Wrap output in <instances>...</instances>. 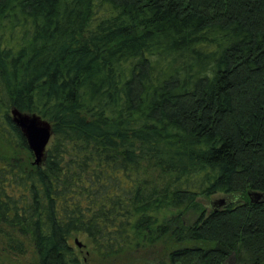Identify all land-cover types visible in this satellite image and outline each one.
Here are the masks:
<instances>
[{"label":"trees","instance_id":"obj_1","mask_svg":"<svg viewBox=\"0 0 264 264\" xmlns=\"http://www.w3.org/2000/svg\"><path fill=\"white\" fill-rule=\"evenodd\" d=\"M52 125L41 166L12 111ZM264 0H0V245L33 264H264ZM238 197L207 213L199 198ZM189 218V219H188ZM194 222H191L190 219Z\"/></svg>","mask_w":264,"mask_h":264},{"label":"rangeland","instance_id":"obj_2","mask_svg":"<svg viewBox=\"0 0 264 264\" xmlns=\"http://www.w3.org/2000/svg\"><path fill=\"white\" fill-rule=\"evenodd\" d=\"M250 198V197H249ZM234 199V200H233ZM225 200L227 203L230 200L238 202V197L232 198L231 196L216 194L208 198H199L198 201L207 213L214 210L212 204L214 202ZM189 219V218H188ZM191 222L194 220L191 218ZM75 240H78L83 244L82 248H78ZM71 244L80 251V257L84 261V264H139L150 261H158L165 258V250L162 247L157 246L154 248H146L139 251L137 254L129 253L119 258L105 260L102 259L97 253H95L91 247L90 241L86 236L76 234L71 239ZM26 246V253L24 255H13L2 250L0 245V264H33L36 261V254L31 246L30 242H24ZM1 244V243H0ZM229 262V261H228ZM228 264H237L235 260L230 261Z\"/></svg>","mask_w":264,"mask_h":264},{"label":"water","instance_id":"obj_3","mask_svg":"<svg viewBox=\"0 0 264 264\" xmlns=\"http://www.w3.org/2000/svg\"><path fill=\"white\" fill-rule=\"evenodd\" d=\"M12 117L13 122L21 130L28 142L29 149L35 158V165L41 166L44 161L47 148L49 147L53 137L52 125L36 114L29 115L22 113L19 110H13ZM249 197L251 202L256 204L262 200L264 195L257 192H249ZM226 205L227 202L225 200H220L212 204L215 211ZM75 242L78 248L83 247V244L78 240H75Z\"/></svg>","mask_w":264,"mask_h":264},{"label":"flooded vegetation","instance_id":"obj_4","mask_svg":"<svg viewBox=\"0 0 264 264\" xmlns=\"http://www.w3.org/2000/svg\"><path fill=\"white\" fill-rule=\"evenodd\" d=\"M230 261H232V260H230ZM230 261H229V262H227L226 264L230 263Z\"/></svg>","mask_w":264,"mask_h":264}]
</instances>
